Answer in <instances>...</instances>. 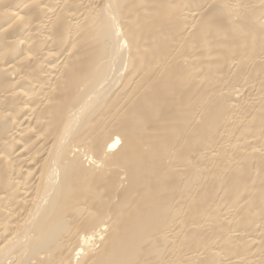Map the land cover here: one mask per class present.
I'll list each match as a JSON object with an SVG mask.
<instances>
[{
  "label": "bare ground",
  "instance_id": "1",
  "mask_svg": "<svg viewBox=\"0 0 264 264\" xmlns=\"http://www.w3.org/2000/svg\"><path fill=\"white\" fill-rule=\"evenodd\" d=\"M0 264H264V0H0Z\"/></svg>",
  "mask_w": 264,
  "mask_h": 264
}]
</instances>
